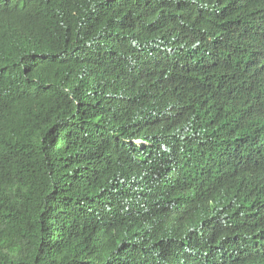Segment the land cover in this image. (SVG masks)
<instances>
[{"label":"trees","instance_id":"obj_1","mask_svg":"<svg viewBox=\"0 0 264 264\" xmlns=\"http://www.w3.org/2000/svg\"><path fill=\"white\" fill-rule=\"evenodd\" d=\"M0 264H264V0H0Z\"/></svg>","mask_w":264,"mask_h":264},{"label":"rangeland","instance_id":"obj_2","mask_svg":"<svg viewBox=\"0 0 264 264\" xmlns=\"http://www.w3.org/2000/svg\"><path fill=\"white\" fill-rule=\"evenodd\" d=\"M142 228H139L137 226L134 227H126L123 230H117L113 233L112 236L105 240H85V238H79L73 242V249L77 250L76 246H78L77 251H81V255H86L88 252H91L95 248H105L107 246V250L113 249L114 247L119 246L123 241L128 238V235L132 232L134 233H140ZM69 256V249H66L63 251L59 256L57 257L59 262H63L66 260V258Z\"/></svg>","mask_w":264,"mask_h":264},{"label":"clouds","instance_id":"obj_3","mask_svg":"<svg viewBox=\"0 0 264 264\" xmlns=\"http://www.w3.org/2000/svg\"><path fill=\"white\" fill-rule=\"evenodd\" d=\"M169 220H171V219H169Z\"/></svg>","mask_w":264,"mask_h":264}]
</instances>
